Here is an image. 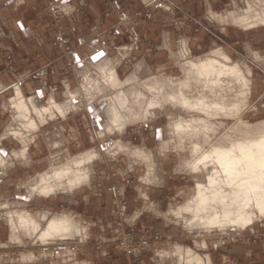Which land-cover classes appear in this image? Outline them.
Masks as SVG:
<instances>
[{
    "label": "bare ground",
    "instance_id": "bare-ground-1",
    "mask_svg": "<svg viewBox=\"0 0 264 264\" xmlns=\"http://www.w3.org/2000/svg\"><path fill=\"white\" fill-rule=\"evenodd\" d=\"M233 1L235 4L236 0ZM242 2L244 6L241 10L236 8L226 13L213 12L211 19L223 26L225 31L229 25L243 29L264 26V0ZM181 42L179 53L173 56L182 72L178 78L160 74L142 80L140 69H137L121 79L116 69V60L109 58L96 66L95 75L88 72L84 79L78 80V89L72 91L67 85L64 102L57 101L51 93L46 104L39 106L33 96L27 97L15 85L7 108L13 110V120L19 126L10 124L0 134V145L5 137H10L12 142L16 141V145L21 147L13 149L9 155L0 148V181L16 162L25 166L30 164L31 149L41 151L39 132L44 131V125L56 119H67L69 114L80 108L85 109L90 102L100 104L103 100L106 104V122L104 129L98 132L102 135L98 140L103 141L106 136L121 132L132 121L149 119L164 112L168 116V139L160 143L157 151L166 153L172 148L180 153L179 150L187 144L188 152L180 157V170L185 169L194 178V186L182 204L169 208L165 214L168 220L182 222L189 230L195 228L201 238L215 230L220 235L223 233L221 231L230 227L239 231L236 229L246 228L249 223L264 215V120L251 123L240 116L245 101L243 96L250 90L249 75L252 69L246 62L232 59L224 48H212L206 54L195 56L187 39ZM251 54L264 63V54L260 51L253 50ZM175 110L185 115H172ZM84 119H87L86 115ZM227 119L234 120L230 128L224 122ZM71 136L73 138L72 133ZM61 142H64V138L49 139L48 150H63L59 145ZM97 148L94 146L76 155H71L70 150L66 149L61 156H47L42 159L47 163L46 168L40 170L33 179L20 184L28 187L31 196L45 198L54 194L73 193L89 185L93 162L96 158L101 159L107 150L114 157L119 153L126 155L130 168L137 163H144L145 177L155 178L152 170L156 153L153 154L151 149L143 145L131 146L120 138ZM34 154L37 152L34 151ZM156 177H159L158 174ZM141 192L142 195L145 193ZM12 204L3 202L8 240L3 243L0 239V248L2 244L30 248L32 238L38 246L51 248L52 245H67V248L76 243L77 239L84 242L87 236V224L72 212H33L28 209L26 201L19 206ZM194 243L199 250L207 248L203 238ZM194 247L172 243L169 248L159 250L157 255L168 257L173 264L209 263L210 254L202 256ZM21 254L23 262L37 257L30 249Z\"/></svg>",
    "mask_w": 264,
    "mask_h": 264
},
{
    "label": "rangeland",
    "instance_id": "rangeland-1",
    "mask_svg": "<svg viewBox=\"0 0 264 264\" xmlns=\"http://www.w3.org/2000/svg\"><path fill=\"white\" fill-rule=\"evenodd\" d=\"M5 1L7 0H0V6ZM38 1L40 5V12H42L46 17V42L55 53V56L51 58L53 66L58 64L59 75L65 76L66 78H69V80L72 78L73 80L72 88L74 89H72L69 83H67L65 84L63 99L59 100L55 97L57 101L64 102L66 100L67 85H69V88L72 91L78 89L80 86V81L84 79L85 74L89 72L95 75L97 70L96 66L105 59L95 64V68H89L91 65H87L83 69H77L80 66V58H84V53L86 51L82 50L77 52V54L75 52L76 46H84L87 43L85 36L81 35L79 32L80 30H76L74 32L75 35H72L68 30L69 26H67L64 18L67 8L66 6H63L59 0ZM99 1L104 6L105 14L115 18V22L112 24V26L105 31L102 42L114 41L121 35H124L123 44L129 43L128 40H125V36L130 37L131 35H139L142 40L138 45L137 50H135L131 55L130 60L126 61L122 65L123 67H128L126 70L127 75H129L132 70L140 69L139 75L142 76L139 77L142 80H146L148 77L160 74H166L168 76H173V78H178L181 76L182 72L178 67V63L175 62L173 56L179 53L180 49L176 51L178 48V42L181 47V40L185 37L189 39L188 41L186 38L190 50L195 56L206 54L212 48H224L230 54L232 59H237L240 62H246L252 69L251 74L249 75V92L251 93L247 92L246 95L243 96V100L245 101L242 105L240 116L243 118V120L249 121L251 123L264 120V63L255 59L251 54V51L253 50L260 51L262 54H264V26L243 29L240 27L238 28V26L229 25L226 29L227 31H225L223 26H220L208 18L206 14L207 6H205L202 0H190L188 5H185V3L183 4L182 0H175L177 3L175 2L174 7L172 8L174 9L173 12H170L171 9H169L170 6L167 4L166 0H150L139 5L134 2H129L130 5L128 4L127 6H123L121 0ZM210 6L213 11L218 13H226L236 8L241 10L244 4L242 0H236L235 4L233 0H217L211 1ZM165 31H167L168 35H170L171 41L173 42L170 50L161 45V39L163 35L162 33ZM180 38L181 40L179 41ZM140 61L147 62V66H145V64L142 65V63H138ZM12 64L13 61L11 56L6 55L0 46V65L10 67ZM74 69L76 74L79 75V78L75 77ZM141 72H143V74ZM145 92L146 94L148 93L147 91ZM52 94H54V92H52ZM11 98L8 100V103ZM59 98L61 97L59 96ZM102 102V105L93 108V111L94 109L98 110L97 113L95 112V117H87V109L80 108L77 112L71 114V116H69V114V117L66 121H64L66 118L64 120H60V118L58 121L47 124L44 128V131L40 133L41 145L39 144V148L41 152L34 154V151L38 152L39 150H36V148L31 149L32 158L30 164L27 167L21 162H16V164L9 170L10 172H8V177L5 178L7 180L13 179L12 183L7 182L2 184L4 179H1L0 206L2 207H0V239L3 243L8 240V228L6 221L4 220L5 211H2L4 206L3 202L8 201L13 203V206H19L20 203L24 202L23 198L25 195H27L29 190L28 187L24 188L23 184L19 185V181H29L33 179L40 170L46 168L47 163L43 162L42 160L45 159V157L61 156V154H63V152H65L64 150L66 149L70 150L71 155H76L79 152L88 148H93L94 146L95 148L98 147L97 149H99V146H105L108 141H118L119 138L123 140L124 143L131 146H141V144L144 143L142 139H144L147 143V147H153L157 145V148L161 142L168 139V133L166 130L168 125V116L165 115L164 112L160 111L161 113L150 117L152 120L147 118L145 120L141 119L132 121L122 128V134L121 132H117L116 134L106 136L103 141L98 140V137L102 136L98 132L104 129V123L106 122L104 113L106 104L104 101ZM45 104H41L39 106ZM89 111H91V108ZM176 112V110L175 112L173 111L174 114L172 115H185L184 112ZM85 115L87 119H84ZM224 122L226 127L230 128L233 125L234 120L227 119ZM71 125L75 127L76 136L80 143L79 145L72 143L74 142L75 138L73 139L71 136ZM14 126L18 127L19 123L16 125L15 122ZM52 138H64V142L59 144L63 149L60 150L61 152H50L48 150L49 144L47 140ZM16 144V141L12 143L6 142L5 146L7 150H5V153L9 155L13 149H19L21 147V145ZM186 145L187 144H184L179 150L180 153L178 151L175 152V150L172 148L169 149V152L159 153V155L163 154V160L166 161L168 165L173 164L175 170L177 171L172 174L173 179L171 181L173 184H171L172 186H169V190H171L170 193L175 198L174 204H172V206L176 207L184 202L185 197L188 196L194 186V178L190 177L185 169L180 170V157L181 155H186L188 152ZM107 151H105L101 159L96 160L103 162V164L100 163L101 166L94 169V174L95 171L99 169L104 173L101 175L109 176L108 186L110 187L111 191V208L109 228H107V231L105 232L104 240L103 238L91 240L88 233L86 238H84V242L83 240H79V243L77 239L76 243L78 244L73 243L67 248V245L64 247H56L52 245L50 248L48 246H38L37 243L34 244V238H32L31 242L29 243L30 248L17 245H15L16 247H12L2 244V247L0 248V257L12 256L15 259H19L23 262L21 254L22 251L30 249L36 256L42 255V257L39 258L40 261L51 259L55 255H62L68 259L72 255L73 251L74 253L79 252V255L80 253H83L84 248L88 245V241H90V245L93 246L94 250L101 253L102 250L106 249L110 253L109 256L114 258L121 253L130 252L135 248L145 249L153 254L154 250L156 249L155 246L161 243L163 246L158 247V250L169 248L170 244L172 243H179L192 248L194 246L199 248L194 242L195 240L200 241L203 238L206 240L207 246H217L218 254L221 250L225 253L235 246L236 249H239V254L242 253V255H233L230 260H227L226 264H264V215L259 216L255 221L249 223L246 228L241 230L236 229L239 231H235L232 229V227H230L224 231H221V233H223L220 235H218L217 230H215L213 231L215 233L209 232V235L206 234L205 236L204 234V236L201 238L200 232H198L195 228L189 230L186 226L184 227V223L172 220L170 225H173V229L168 226L163 231H151L144 229L137 232L133 227L128 226L124 220L125 208L127 207V198L124 192L123 183L128 182L132 184V182H135L134 178L136 176L133 174H128L125 177L124 175L122 177L119 173L120 171L116 170V167H119V165H125V156L122 155V153H119V155L114 157L109 155ZM51 153L53 154L51 155ZM110 162H112V169L110 168ZM128 165H130L129 162ZM129 168L130 166L128 169ZM160 193L165 194L164 191ZM60 199L59 196H57L56 199L51 197L38 198L36 196L34 199L29 201V205L27 207L33 212L42 211L43 209L49 210L51 212H67L66 210H70L69 201H63ZM78 218L83 219V223H85V220L88 219V217H81L80 215H78ZM227 230L229 232H226ZM214 234L215 236H213ZM64 248L69 250H63ZM41 249L45 251L44 254H41V252H43ZM53 251L54 253H51ZM63 251L65 252L63 253ZM98 255L100 256V254ZM132 264L137 263L132 262Z\"/></svg>",
    "mask_w": 264,
    "mask_h": 264
},
{
    "label": "crops",
    "instance_id": "crops-1",
    "mask_svg": "<svg viewBox=\"0 0 264 264\" xmlns=\"http://www.w3.org/2000/svg\"><path fill=\"white\" fill-rule=\"evenodd\" d=\"M59 1L67 8L64 18L67 26H69L68 30L72 35H75L74 32L76 30H80L79 32L81 35H84L87 40V43L84 46H76V53L82 50L86 51L84 53V58H80V66L77 69H83L87 65H91L90 68H92V66L101 60L112 58L114 61L116 60V69L118 70L120 77L124 79L127 75L126 70L128 67H123L122 65L126 61L130 60L133 52L137 50L138 45L142 41L140 36H125V40H128L129 42L127 44H123L124 35H121L118 39H115L111 42H102L105 31L112 26V24L115 22V18L105 14L104 6L99 0ZM121 1L123 6H127L128 4L130 5L129 2H134L137 5L142 4L145 1L147 2V0ZM166 1L170 6V12H173L174 9L172 8L174 7L175 2L177 3V1ZM202 1L205 6H207L206 14L208 18L211 19V17H213V12L216 11L212 10L210 3L211 1L217 0ZM182 2L183 4L185 3V5H188L190 0H182ZM45 22L46 17L42 12H40L38 0H7L0 6V46L6 55L11 56L13 61V64L10 65V67L0 65V133L3 132L9 126V124H15V121L13 120V110L11 108H7V102L14 93L13 89L15 85L19 86L26 96H33L34 101L38 105L45 104L47 98L52 92H54L57 99H63L65 84L69 83L72 88V78L69 80V78L59 75V65L57 64L53 66L51 58L55 56V53L46 42L47 34L45 30ZM162 34L161 45L170 50L171 45L173 44L170 35H168L167 31L163 32ZM179 49L180 45L178 42V48L176 51ZM138 63H142V65L145 64V66L148 64L145 61H140ZM75 69V77L79 78V75L76 74ZM59 96L61 98H59ZM102 101L99 105L95 102H90L85 107L87 109V117H95V114L98 112V110L94 109L93 111V108L102 105ZM90 108L91 111H89ZM71 114L69 116H71ZM58 120L56 119L51 122ZM66 120L67 119L64 121ZM46 125H44V128ZM71 127L73 128V139L75 138L74 142L72 143L79 145L80 143L76 136L75 127L73 125H71ZM40 133L41 132H39V139ZM142 141H144V143L141 145L144 144L146 148L153 151V154L156 153L154 155L155 166H153L154 169L152 170V174H155V178L152 177V179H150L149 177H145L146 167L143 165L144 163H137L132 168L128 169V157L122 154L125 156V165H119V167H116V170L120 171L119 173L122 177L123 175L125 177L128 174H133L136 176L134 178L135 182H132V184L128 182L123 183L124 192L127 198V207L125 208L124 213L125 223L128 226L133 227L137 232L144 229L151 231H163L168 226L173 229V225H170L172 221L168 220L165 217V214L172 204H174L175 198L170 193L171 190H169V186H172L171 184H173L171 181L173 179L172 174L177 171L175 170L173 164L168 165L167 162L162 159L163 154H160V156L157 155L159 153L157 151V145L153 147H147L145 140L142 139ZM6 142L12 143L10 137H5L2 145H0V148L3 152L7 150L5 146ZM97 159L98 158H96V160ZM96 160L92 164L93 172L91 174L89 185L86 184L81 188L76 189L73 193L54 194L51 196V198L56 199L57 196H59V199L61 198L60 200L69 201L70 210H66L67 212H73L74 214L80 215L81 217H88V219L85 220V223H87L88 226L87 232L89 231V238L91 240L103 238L104 240L105 232L107 231V228H109L111 191L110 187L108 186L109 176L101 175L104 173L99 169L96 170L94 174V169L96 167H100L101 164H103V162ZM111 167L112 162H110V168ZM157 174L160 180L156 177ZM7 177L8 174L3 177L4 181H2V184L13 182V179L11 178V180L5 179ZM22 181L25 180L19 181V185ZM141 190L145 192L143 195ZM163 191L165 194L160 193ZM35 197V195L31 196L28 191L27 195L24 196L23 201H26L28 206L29 201ZM90 243L91 242L88 241V245L84 248L83 253H80V255L78 252L77 255L76 253H72L70 259H66V257L62 255H55L49 260H41L39 262L37 260H40L39 258L42 257V255H37V257L32 261L22 262L12 256H6L0 257V264H10V262L11 264H72L75 262L76 264H132V262L137 264H173V262L168 257L162 258L157 255V252L159 251L158 247L163 246L162 243L155 246L156 249L154 250L153 254L145 249L135 248L130 252L121 253L114 258L109 256L110 253L106 249L102 250L101 253L97 252L93 249V246H91ZM235 247L229 249L225 253L221 250L219 254L217 252V246L211 245L207 246L205 249L200 248L201 251L197 247H194V249L196 248V250L202 256L210 254L208 255L209 263L206 262L205 264H226L227 260H230L233 255L235 256L239 254V249H236ZM98 254H100V256ZM239 255H242V253ZM81 261H83V263H81Z\"/></svg>",
    "mask_w": 264,
    "mask_h": 264
}]
</instances>
